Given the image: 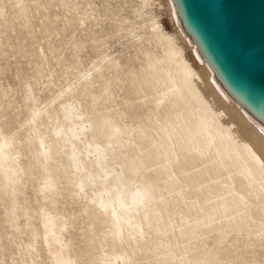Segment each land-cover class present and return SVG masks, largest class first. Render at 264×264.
Wrapping results in <instances>:
<instances>
[{
    "label": "bare ground",
    "instance_id": "bare-ground-1",
    "mask_svg": "<svg viewBox=\"0 0 264 264\" xmlns=\"http://www.w3.org/2000/svg\"><path fill=\"white\" fill-rule=\"evenodd\" d=\"M165 1L179 25V38L189 42L173 2ZM59 3L68 21L76 22L86 38L73 42L69 56L58 55L59 64L71 70L73 82L68 80L66 88H60L45 107L38 104L40 89L35 83L29 84L26 96L31 113L24 144L36 149L38 190L43 201L41 239L18 249L21 257L12 263L0 256V264L26 262L25 256L30 258L28 264H39L37 257L43 251L51 254L52 264H73L63 233L68 221L57 206L59 196L69 194L70 189L60 185L53 173L61 170L67 177L63 155L76 180L72 191L86 201L87 241L92 242L87 264H264V125L234 101L232 105L223 102L231 98L195 45L191 43V48L203 62L208 81L182 54L157 19L159 15L144 18L139 30L134 27L130 31L145 62L142 72L136 74L124 70L121 57L108 51L107 41L96 29L98 11L88 8L89 0ZM162 3L140 0L143 12L138 16L144 17L148 8ZM13 8L19 18L30 22L26 0H15ZM0 13L6 22L4 6ZM86 45L97 53L96 60L90 69L74 72L76 54ZM37 57L42 62L48 60L44 48ZM70 57L75 60L68 63ZM44 66L37 65L36 73L46 79L44 91H49L61 75L55 76ZM131 85L138 89L140 106L145 107L136 123L134 98L124 90ZM235 114L263 148L244 137ZM6 116L0 97V197L5 202V221L15 232L28 228L36 235L34 216L28 209H19V194L28 179L21 163L22 141L5 132ZM150 126L158 137L150 135ZM102 137L107 139L102 142ZM150 165L157 175L171 180L177 192L190 187L204 195L206 204L193 205L190 218L184 209H173L177 205L161 201L159 188L147 174ZM134 180L139 185L135 186ZM176 214L183 215L177 234L187 243L178 251L170 248ZM21 216H25L23 223ZM103 224H108L107 236L113 246L127 244L129 250L118 251L112 259L95 254L93 247L100 241L97 228ZM212 233L216 237L210 247L207 239ZM152 234H162L163 239L150 245Z\"/></svg>",
    "mask_w": 264,
    "mask_h": 264
},
{
    "label": "rangeland",
    "instance_id": "rangeland-1",
    "mask_svg": "<svg viewBox=\"0 0 264 264\" xmlns=\"http://www.w3.org/2000/svg\"><path fill=\"white\" fill-rule=\"evenodd\" d=\"M48 1L49 0H26V3L29 4L30 16V22L26 23L23 18H19L14 12L13 5H15V0H0V6H4L5 11H7L6 22L0 15V24L2 23L0 27V97L4 103L7 114V116L3 118V126L5 132L9 136H18L20 138L19 142L22 141L21 163L25 171L23 175L28 180L26 181L24 189L19 194V209H28L34 216V231L36 234L33 235L28 228H25L24 232L21 233L15 232L10 227L5 221L4 198L0 197V256L2 260H8L10 263H12L13 259H19L21 257L18 249L20 250L22 247L27 246L35 238L40 241L42 234L40 213L41 209H43V201L41 199L42 193L38 190L39 174L37 162L35 160L36 149L30 144L29 146L24 144L28 136L25 128L26 121L31 113V107L27 105L28 101L26 98L29 84L35 83L37 89H40L38 104L41 107H45L47 103L59 94L60 88H66L68 80L71 82L74 81L72 77H70L69 72H71V70H66L59 64V53L63 52L62 56L65 54L69 56L70 49L73 47V42L80 38H86L83 36L84 34L80 31L76 22L70 23L68 21L62 7L59 5V0ZM139 1L140 0H89L90 3L88 4V8L93 7L97 9L99 24L96 26V29L107 41L106 47H108V51L112 54L114 53V56L121 57L123 69L136 74L142 72L145 62L142 58V54L139 52L137 42H135V39H131L132 34L130 31L134 27H137V30H139L143 24L142 21L144 18L159 15L157 19L161 20L164 29L175 40L182 54L195 68H197V70L204 74L205 80L208 81L205 72L202 70L203 62L196 53H194V50L191 48V42H188L184 37L181 39L179 38L176 29V26L179 27V25L169 12L166 1L162 0L163 3L161 5L157 4L154 7L148 8L146 10L147 14H145L144 17L138 16L139 13L143 12V10L139 8ZM47 14H49V17H47ZM55 14L57 16L53 17ZM53 19L54 24L51 23ZM184 39L186 41H183ZM41 48H44L46 51L48 57L47 61L42 62V60L37 57V53L41 51ZM49 48L53 51L51 52ZM56 49L58 52L54 51ZM76 55H78V57L76 58V70H74V72L90 69L96 60L97 53L90 45H86V47ZM74 60V57H70L68 63ZM47 62H49V64ZM37 65H45L44 68H46V71L52 69L55 76L58 74L61 75L57 86H52L50 89L51 91H44L46 79L36 73ZM68 77L70 79H67ZM135 85H131V87L125 86L124 90L128 91V96L130 95L134 98L133 102L135 108L132 110V113L134 122L136 123L137 119L143 116L145 107L142 108L140 106L142 99L137 98L139 94ZM120 94L124 96L123 91H121ZM224 99L225 101L223 102L232 105V99ZM234 118L240 128H242L241 131L243 130L242 134L244 137L252 142L257 141L253 131L245 125L238 114H235ZM93 123L95 124V122ZM148 132L152 137H158L151 126ZM131 138L133 139V137ZM106 139V137H102L100 140L104 142ZM258 145L263 148L260 143H258ZM61 162L63 171L67 174V177L62 176L61 170L53 173L60 185H64L66 188L70 189L69 194L64 192V194L59 196V201L57 202L58 209H60V212L64 215L66 221H68L67 228L66 226L63 228V233L66 242L70 245L73 264H87V253L90 251L92 242L87 241L89 219L84 212V209H86V201L76 198L74 191H72L76 186V180L70 174L69 161L64 155L61 157ZM187 164L186 162L185 165ZM154 170L155 167L150 165L147 174L150 175L154 184L159 188L161 192L160 200L167 201L172 205H177V207H173V209H184L187 213L186 215L191 218L194 209L192 208L193 205L196 204L199 207H203L206 204L203 194H199L190 187L183 188V191L179 193L176 191V187L170 184L171 180L157 175ZM135 181L136 180L132 183L135 184V186L139 185L135 183ZM182 216V214H176L172 220V223L175 225V231H173L171 238V250H182L187 244L181 240L177 234V225L181 222ZM24 220L25 216H21L20 221L23 223ZM150 231L152 230H149V232ZM108 232V224H103L97 228L100 241L93 247L95 254L103 257L105 256L107 259H112L118 251L123 249L129 250L127 244L123 247L113 246L111 236H107ZM209 237L207 242L209 246L212 247L213 239L216 237V234H209ZM161 239H163L162 234H152L149 240L150 245L158 243ZM24 259L26 262L21 260L16 264L30 263L29 257L25 256ZM37 259L39 264H52L50 260L51 254L47 251L41 252Z\"/></svg>",
    "mask_w": 264,
    "mask_h": 264
},
{
    "label": "water",
    "instance_id": "water-1",
    "mask_svg": "<svg viewBox=\"0 0 264 264\" xmlns=\"http://www.w3.org/2000/svg\"><path fill=\"white\" fill-rule=\"evenodd\" d=\"M230 98L264 125V0H171Z\"/></svg>",
    "mask_w": 264,
    "mask_h": 264
}]
</instances>
